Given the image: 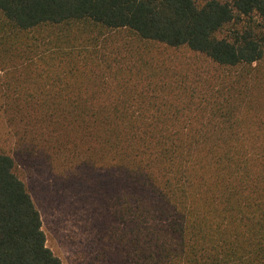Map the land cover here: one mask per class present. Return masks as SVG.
<instances>
[{
  "label": "trees",
  "instance_id": "1",
  "mask_svg": "<svg viewBox=\"0 0 264 264\" xmlns=\"http://www.w3.org/2000/svg\"><path fill=\"white\" fill-rule=\"evenodd\" d=\"M0 118V264H62L23 154L94 174L101 264H264V0H0Z\"/></svg>",
  "mask_w": 264,
  "mask_h": 264
},
{
  "label": "rangeland",
  "instance_id": "2",
  "mask_svg": "<svg viewBox=\"0 0 264 264\" xmlns=\"http://www.w3.org/2000/svg\"><path fill=\"white\" fill-rule=\"evenodd\" d=\"M6 131L0 118V147L10 151L14 141ZM23 155L25 161L17 159L19 174L39 210L46 246L62 264H101L99 236L108 217L88 189L94 174L89 173L90 179L80 174L60 177L47 171L41 159L31 161Z\"/></svg>",
  "mask_w": 264,
  "mask_h": 264
}]
</instances>
